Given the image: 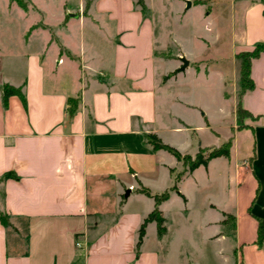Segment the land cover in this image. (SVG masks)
Here are the masks:
<instances>
[{
  "label": "crops",
  "instance_id": "1",
  "mask_svg": "<svg viewBox=\"0 0 264 264\" xmlns=\"http://www.w3.org/2000/svg\"><path fill=\"white\" fill-rule=\"evenodd\" d=\"M29 1L34 10L22 9L39 17L27 31L36 46H10L9 55L0 48V84L23 93L4 104L0 89V213L9 220L0 219V264H196L205 253L194 225L207 243L218 242L213 257L225 253L230 225L237 261L264 264V241L257 243L264 219V52L252 61L254 88L241 95L258 117L244 125L237 117V54L264 40L263 0H228L213 14L222 19L228 10L235 27L228 55L209 53L215 47L207 39L196 48L193 22L186 34L163 22L184 13L182 3L206 0H162L161 8L144 0L145 10L138 0ZM212 80L224 100L218 113L196 101L208 92L191 86ZM228 111L234 121L226 128L250 129L251 147L240 152L232 141L230 157L186 171L172 189L184 165L153 149L146 134L195 156L218 146L200 132L218 135L214 115ZM7 172L15 176L4 178ZM140 186L170 194L159 205L165 232L150 221L138 246L139 228L155 207Z\"/></svg>",
  "mask_w": 264,
  "mask_h": 264
},
{
  "label": "rangeland",
  "instance_id": "2",
  "mask_svg": "<svg viewBox=\"0 0 264 264\" xmlns=\"http://www.w3.org/2000/svg\"><path fill=\"white\" fill-rule=\"evenodd\" d=\"M38 1V0H36ZM159 3L160 8L163 6L161 4L162 0H157ZM228 2V0H206L205 3L202 5H197L190 7L188 3H182L181 7L185 5L183 8L184 13L180 14L178 17L170 18L169 20H163V22L169 25H173L180 33L186 34L188 31L191 32L192 29V22H193V30L197 36V39L193 43L196 48L199 46H207V43H204V39H207L210 43V46H214L215 48H211L209 53L219 52L221 54H229V46L232 43V33H235V27L231 26L229 21L226 20L227 14L229 13L228 10L224 11V15H222V19H215L212 20V16L214 13H220L224 10V5ZM34 10V8H29V10ZM212 10V14L208 16L207 12ZM34 13V12H33ZM36 16H35V15ZM27 16L23 9L19 7L16 3H12L10 5L9 0H0V48L7 46L8 50L6 54L9 55L10 53V46H19V48H24L25 46H36V43L32 42L29 36L27 37L28 26L32 22H36L39 20L37 13ZM38 17V18H37ZM38 19V20H37ZM37 25H39L37 23ZM208 27V28H207ZM236 31H238L236 29ZM9 46V47H8ZM38 46V45H37ZM174 49L177 48L175 43L172 46ZM225 55V56H226ZM5 58V57H4ZM227 59V58H225ZM7 63L9 61L7 58L5 59ZM22 67L19 66V71L21 73ZM5 72V70H4ZM191 86L196 91L205 90L207 96L204 98H199V102H202L205 107L210 109V112L213 113L216 111L218 113V109L223 105L224 100L219 97V89H218V82L212 80L210 84H198V83H191ZM225 106L232 107V101L226 100ZM217 115V116H216ZM214 115L215 120H213V124L215 127H218L216 135L212 130H205L201 131L200 135H202L201 140L205 143H215L216 145H220L224 140L229 139V137L234 136L232 141L240 143V152L243 151L245 146L251 147L253 141V134L250 129H245L242 127L241 129H235L232 132L231 128L228 125L233 124V115L228 111L227 114L224 116L218 117V114ZM250 119V117H246ZM244 124V123H243ZM231 133V134H230ZM241 155V154H240ZM231 188V187H230ZM231 190L229 189L227 192L226 203L228 206L229 200L231 199ZM193 234L194 239L196 240L198 247L203 248L204 257L199 258L197 260H193L196 264H241L237 261V257L233 252V247H236L235 244V235L231 231V226L228 225L226 227L227 233L225 236V241L221 242L223 249H225V253L221 254L220 257H213L212 250L215 245L218 246V242H206L203 239L201 230L197 226H193ZM185 247H187L186 242L184 243ZM198 253L196 252L195 255ZM225 258V260H224ZM231 261H230V260ZM246 261L244 262V264Z\"/></svg>",
  "mask_w": 264,
  "mask_h": 264
},
{
  "label": "trees",
  "instance_id": "3",
  "mask_svg": "<svg viewBox=\"0 0 264 264\" xmlns=\"http://www.w3.org/2000/svg\"><path fill=\"white\" fill-rule=\"evenodd\" d=\"M11 1L16 3L17 5H19L21 8L25 10H28L29 5H30L29 0H11ZM138 4H140L144 10L146 9L144 0H138ZM263 52H264V40L256 42L251 49L243 50L237 54V57L241 60V68H240L241 89L239 92L240 100L237 106V117H238L240 125H244L243 123L246 117H250L252 119H256L258 117V116H254L242 105L241 95L246 90L254 88L255 83L251 76L252 61L253 59L260 56V54ZM175 73L176 71L170 73L168 76H165V79H167L169 76ZM0 89L2 90V98H3L4 104L7 103L8 98L11 95L17 94V95L23 96L22 89L20 87L13 86L9 83L0 84ZM146 138H147V141L152 145L153 149L155 150L164 149L168 151L169 153H171L173 156H175L177 160L183 163L184 170L176 175V182L172 186V189L177 188V181H179L183 173H185L186 171L192 172L193 170H195L197 167L201 165L206 166L208 165L209 161L212 160L213 158H216L219 156L230 157L231 155L232 139L224 141L219 146L210 147V148L202 147L199 149V151L196 153L195 156H192L190 154H184L175 146L165 143L156 133H147ZM12 176H15V174L12 172H7L4 175V178H9ZM139 190L142 193L154 198L155 207L148 214V216L144 219V221L142 222L139 228V237H138V242H137L138 246H140V244L143 241V238L146 233V227L150 221H156L157 230H158L159 235H162L165 232L166 230L165 217L163 216L162 210L160 209L159 205L162 201L167 199L170 194L169 190H166L162 193H152L149 188L144 187V186H140ZM0 219L2 220L4 224H9L8 217L2 213H0ZM258 222H259V225H258L257 243L259 246H261L264 241V219L259 218Z\"/></svg>",
  "mask_w": 264,
  "mask_h": 264
},
{
  "label": "built area",
  "instance_id": "4",
  "mask_svg": "<svg viewBox=\"0 0 264 264\" xmlns=\"http://www.w3.org/2000/svg\"><path fill=\"white\" fill-rule=\"evenodd\" d=\"M75 245L79 248H81L83 246V241L79 238H76V242Z\"/></svg>",
  "mask_w": 264,
  "mask_h": 264
},
{
  "label": "water",
  "instance_id": "5",
  "mask_svg": "<svg viewBox=\"0 0 264 264\" xmlns=\"http://www.w3.org/2000/svg\"><path fill=\"white\" fill-rule=\"evenodd\" d=\"M183 62H184V66L185 67L186 65H188V60L186 58H183Z\"/></svg>",
  "mask_w": 264,
  "mask_h": 264
}]
</instances>
